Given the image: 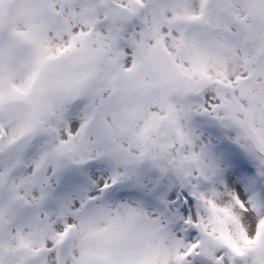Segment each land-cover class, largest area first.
I'll return each mask as SVG.
<instances>
[{
    "label": "snow or ice",
    "instance_id": "6c2138e0",
    "mask_svg": "<svg viewBox=\"0 0 264 264\" xmlns=\"http://www.w3.org/2000/svg\"><path fill=\"white\" fill-rule=\"evenodd\" d=\"M0 264H264V0H0Z\"/></svg>",
    "mask_w": 264,
    "mask_h": 264
}]
</instances>
